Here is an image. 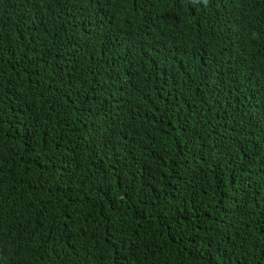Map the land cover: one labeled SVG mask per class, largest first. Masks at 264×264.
Listing matches in <instances>:
<instances>
[{
	"label": "trees",
	"instance_id": "1",
	"mask_svg": "<svg viewBox=\"0 0 264 264\" xmlns=\"http://www.w3.org/2000/svg\"><path fill=\"white\" fill-rule=\"evenodd\" d=\"M0 264H264V0H0Z\"/></svg>",
	"mask_w": 264,
	"mask_h": 264
}]
</instances>
